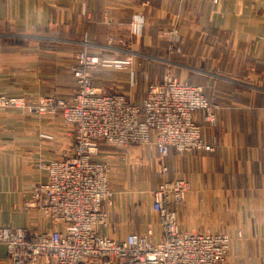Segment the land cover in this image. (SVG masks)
Instances as JSON below:
<instances>
[{
    "label": "crops",
    "instance_id": "0c3cea01",
    "mask_svg": "<svg viewBox=\"0 0 264 264\" xmlns=\"http://www.w3.org/2000/svg\"><path fill=\"white\" fill-rule=\"evenodd\" d=\"M179 23L184 54L173 57V71L204 85L208 100L218 105L215 123L202 130L214 149L172 150L162 158L150 146L103 145L99 158L112 167L114 200L105 204L108 225L101 232L123 240L152 228L159 239L152 193L161 176L180 177L192 187L180 207L181 229L203 230L210 222L232 237V264H263L264 0H0V94L35 103L50 95L71 99L77 88L71 65L80 42L90 41L92 52L103 56L113 38L111 48L125 47L126 53L110 58L135 52L144 61L167 49L161 35ZM143 64L136 84L128 72L110 76L101 70L95 83L114 84L141 105L148 85L164 75L156 63ZM73 136V127L58 116L0 110V227H39V215L27 206L30 192L47 180L42 164L64 157ZM163 166L167 172L161 174ZM0 264H11L3 244Z\"/></svg>",
    "mask_w": 264,
    "mask_h": 264
},
{
    "label": "built area",
    "instance_id": "2783aa9c",
    "mask_svg": "<svg viewBox=\"0 0 264 264\" xmlns=\"http://www.w3.org/2000/svg\"><path fill=\"white\" fill-rule=\"evenodd\" d=\"M143 26V21L136 23L134 30ZM129 57L109 62L129 69ZM99 64L100 58L86 49L79 53L71 67L78 85L71 100L50 95L37 105L23 97L0 94V110L21 108L26 113L58 115L74 131L66 155L42 164L47 180L30 192L27 206L39 215V227H0V244L5 245L10 263L232 264L229 235L180 229L177 206L191 191L183 178L163 177L152 193L162 229L159 239L152 228L145 233L130 232L123 240L101 232L108 225L105 204L112 206L114 195L112 167L99 158L101 147L150 146L162 158L172 150L212 151L196 115L201 122H214L215 117L203 89L169 71L149 84L141 105L133 104L125 94L105 93L94 83ZM129 74L136 84L135 71L130 68ZM161 171L166 173L167 167Z\"/></svg>",
    "mask_w": 264,
    "mask_h": 264
},
{
    "label": "rangeland",
    "instance_id": "374dc122",
    "mask_svg": "<svg viewBox=\"0 0 264 264\" xmlns=\"http://www.w3.org/2000/svg\"><path fill=\"white\" fill-rule=\"evenodd\" d=\"M167 29H165V33H163L162 35H161V37H163V39H165L166 41H167V43H168V47H167V49L165 50V51H161V53L160 54H156V55H153L152 57H145V59H144V61L143 60H141V59H139V58H137L138 57V55H137V53H133V54H130L129 55V53L127 54V56L125 57V58H127V57H129V58H131V61H130V64H128L127 66H129V69L131 68V69H133V71H135L136 72V74H137V71H138V69L139 68H144V62L145 63H147V62H149V63H156L157 65H159L160 67H161V69H162V72H163V74H165L166 72H171V73H173L174 75H175V73H174V68H175V64L173 63V62H171L172 60H173V57H177V56H180V55H183L184 54V49H183V41H182V34H181V24L179 23V24H174V26H168V27H166ZM170 32H177V34H170ZM113 36V35H112ZM19 40V39H18ZM110 39H108V41H107V47H106V49L105 50H109L108 52H106L103 56H100V55H98V54H95V53H93L92 52V49H96V48H94V46H93V44L90 42V41H87L86 39H85V41L84 42H80V44H81V49L77 52V54H76V56H75V59H76V57L79 55V53L80 52H82V51H84V49H86L87 50V52L90 54V55H94V56H98L99 58H100V64L97 66V68L94 70V73L96 72V71H98V70H101L102 72H106V74L107 75H110V76H114L115 74H117V73H122V72H125V73H129V69L128 68H126V69H123V68H117L115 65H114V63H110L109 61H111V60H115V57H112V58H110L109 56L110 55H113L116 51L117 52H121V54H123V53H126V50H125V47H122L121 49H118V50H114V49H112L111 48V46L110 45H112L114 42H115V40L114 39H111L112 41H109ZM174 43H175V45H174ZM174 45V46H173ZM117 57V56H116ZM114 58V59H113ZM139 60H141L142 61V64H139V63H137V61H139ZM75 62V60L73 61V63ZM73 63H72V65H73ZM72 65H71V67H72ZM146 65V64H145ZM136 74H135V76H136ZM130 75V74H129ZM235 76V75H234ZM138 77V76H137ZM178 77V76H177ZM93 78H94V83H95V76H94V74H93ZM179 78H180V76H179ZM130 81H131V79H129ZM184 80H186V79H184ZM76 81V80H75ZM187 81V80H186ZM77 84V83H76ZM209 85H210V83H208ZM95 85H96V83H95ZM98 88H100V89H102V91H104L105 93H111V92H117V89H116V86L114 85V84H109L108 85V87H105V88H103V87H100V86H98V85H96ZM137 86H139V85H136V87ZM149 86V85H148ZM196 86H199V87H201L202 89H203V92H204V94H205V96H206V93H205V90H206V88H205V86L204 85H196ZM211 86V85H210ZM77 88H78V85H77ZM77 88H76V90H77ZM148 89V88H147ZM76 93V92H75ZM75 93H74V95H75ZM122 94V93H121ZM74 95L71 97V99L74 97ZM58 96V95H57ZM60 97V96H59ZM62 97V96H61ZM207 97V96H206ZM24 98V97H23ZM43 97H39L38 99H37V101H36V104L38 105V103H39V101L42 99ZM63 98H65V97H63ZM26 99V98H25ZM65 99H68V98H65ZM71 99H68V100H71ZM208 99V98H207ZM27 101H30V100H28V99H26ZM211 104H212V106H213V109H214V117H215V120H216V110H217V108H218V105H216V104H213L210 100H208ZM31 102H33V101H31ZM33 103H35V102H33ZM19 109H21V108H19ZM23 110V109H22ZM37 114H39V115H44V116H46L47 114H41V113H39V112H36ZM48 116H51V115H48ZM55 116H58V115H55ZM60 119H61V117L60 116H58ZM196 119H198V121H199V123L201 124V126H202V130H203V125L205 124V123H215V121L214 122H201V117H200V115L198 114L197 115V118ZM62 120V119H61ZM202 137H203V131H202ZM204 139V138H203ZM205 141V140H204ZM209 144V143H208ZM212 145V144H211ZM214 147V146H213ZM207 151V150H206ZM179 154H185V153H179ZM100 156V155H99ZM160 173H161V171H160ZM162 174V173H161ZM162 176H161V179H160V182L162 181ZM180 178V177H179ZM184 179V178H183ZM186 180V179H185ZM187 181V180H186ZM191 185V184H190ZM159 186V185H158ZM191 191H192V187H191ZM190 191V192H191ZM114 192V191H113ZM187 197H188V195H187ZM187 197L185 198V200L187 199ZM113 200H114V195H113ZM185 200L182 202V204L181 205H179V206H177V208H178V218H179V212H180V207L184 204V202H185ZM153 211H154V208H153ZM155 212V211H154ZM156 213V212H155ZM181 220V219H180ZM201 223H203L202 225L204 226L205 225V223H204V219L202 220L201 219ZM209 224H207L206 225V227H205V229L204 228H202L203 230H201L199 227L200 226H193V227H191V228H189V229H187V230H182L181 229V225H180V229L182 230V231H200V232H204V231H211V232H217V233H224V232H218L219 231V229H216L215 227H214V225H212V223H210V222H208ZM179 224H180V222H179ZM202 226V227H203ZM160 227H161V225H160ZM162 230V229H161ZM239 232H241V231H239ZM239 232H238V234H239ZM242 233V232H241ZM224 234H227V233H224ZM227 235H229V234H227ZM230 236V235H229ZM231 237V236H230ZM239 237V236H238ZM242 237V236H241ZM240 237V238H241ZM231 239H232V237H231ZM264 264V263H263Z\"/></svg>",
    "mask_w": 264,
    "mask_h": 264
}]
</instances>
